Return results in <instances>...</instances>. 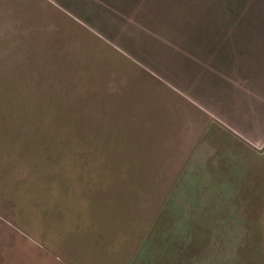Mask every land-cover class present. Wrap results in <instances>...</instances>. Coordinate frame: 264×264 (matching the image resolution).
<instances>
[{"label":"rangeland","instance_id":"374dc122","mask_svg":"<svg viewBox=\"0 0 264 264\" xmlns=\"http://www.w3.org/2000/svg\"><path fill=\"white\" fill-rule=\"evenodd\" d=\"M247 6L0 0V264H264V77L201 108L169 71Z\"/></svg>","mask_w":264,"mask_h":264},{"label":"crops","instance_id":"0c3cea01","mask_svg":"<svg viewBox=\"0 0 264 264\" xmlns=\"http://www.w3.org/2000/svg\"><path fill=\"white\" fill-rule=\"evenodd\" d=\"M238 5H242V3L234 2L231 4V13L239 10ZM257 8L252 6L249 9L247 6L246 13L242 16V27L236 25L233 28L232 25L229 31L231 40L227 45L222 46L220 44L222 36L221 23H219L220 16L213 15V19L209 20L205 27L201 28L200 26L197 34L191 35V38L198 39V44L189 46L188 48L191 51H183L181 61H179L181 65L175 69L174 64L171 63L173 66H171L172 68L169 67V71L172 69L179 73L172 76V79L176 81L175 84L183 85V90L189 93V99L194 101L195 104H199L201 108H210L208 104L216 103L217 97L220 98L221 94H228L231 91L227 83H222L223 77H226L222 72V68H237L241 72L244 67H247V76L251 75L256 80L264 77V65L262 63L264 61V51H262L263 57L261 58L250 57L251 54H258L257 51L260 50V46L256 45L258 43L249 41V38L253 37L252 34L254 32L258 33L260 35L258 37L264 39V9L261 8V12H258ZM237 14H231L232 19ZM260 43L264 44V40ZM255 45L257 47H254ZM194 54H198L199 57ZM178 58L175 63L178 62ZM204 58L209 60L210 63L206 64ZM197 64L198 67L195 69ZM195 75L199 78L197 84L188 87L190 85L189 81L194 80ZM224 100L229 105V100L227 98Z\"/></svg>","mask_w":264,"mask_h":264}]
</instances>
